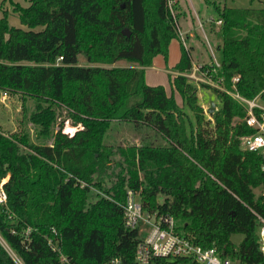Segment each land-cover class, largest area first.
I'll return each mask as SVG.
<instances>
[{"label":"trees","instance_id":"obj_1","mask_svg":"<svg viewBox=\"0 0 264 264\" xmlns=\"http://www.w3.org/2000/svg\"><path fill=\"white\" fill-rule=\"evenodd\" d=\"M26 1L0 0V7L12 5L20 24L10 25L3 10L0 91L20 96L22 123L38 126L49 143L34 144L23 130H0L6 194L0 264H18L11 253L20 264H136L142 235L124 226L128 190L143 211L172 216L176 231L195 245L243 264H264L257 235L258 217L264 219V159L240 146V137L256 133L244 121L246 111L211 87L218 108L205 119L197 88L183 75L192 66L183 46L172 67L176 75L168 74L169 94L145 82L153 58H166L171 40L179 39L166 0ZM213 9L222 38L213 79L264 103V8ZM120 61L130 65L113 66ZM60 109L81 126L73 135L62 131ZM114 123L146 133L138 145H108ZM92 188L102 195L89 198ZM235 234L242 235L237 245Z\"/></svg>","mask_w":264,"mask_h":264},{"label":"rangeland","instance_id":"obj_2","mask_svg":"<svg viewBox=\"0 0 264 264\" xmlns=\"http://www.w3.org/2000/svg\"><path fill=\"white\" fill-rule=\"evenodd\" d=\"M208 1V2H206ZM14 2L26 6L28 2L26 0H14ZM235 7V8H264V0H177L173 6L174 14L177 17V23L180 32L190 31L192 34H197L200 38H196L198 43H194L185 39L183 33V39L185 40L188 52L190 54L189 48L194 47L195 51H191L192 62L193 63H204L209 64L213 61V58L220 64L221 61V51L220 47L222 43L220 26L215 24L217 20V13L214 11L213 7ZM3 10L8 13V21L10 25L20 26L17 15L12 9V5L5 2L0 7V18L2 17ZM212 35V36H211ZM215 35V37H214ZM182 43L179 39H173L168 45L167 56L164 58L162 55H157L159 58L158 64L155 65L152 60V64L145 69V79L149 82L150 86L161 85L165 88L166 93L171 92L170 83L168 80V73L165 71L167 68L173 67L180 59ZM197 50H200L196 53ZM213 53V57L211 55ZM156 57V56H155ZM154 57V58H155ZM153 58V59H154ZM80 65H87L84 57H78ZM130 64L120 61L115 63L113 66L117 67H127ZM155 66V67H153ZM147 73V74H146ZM175 75V74H174ZM197 88L198 102L202 107L205 115V119H211L209 109L211 104H214V110L218 108V101L215 93L211 87H203L202 83L198 84L195 81L191 82ZM149 85V84H147ZM174 98L179 106H182L181 99L178 94L174 93ZM264 106L263 102H259ZM26 108L33 109L31 103H26ZM213 110V112H214ZM25 110L22 106V101L19 95L10 94L7 92L0 91V130L6 134H17L21 130L28 134L30 142L34 144L39 143H49L47 139L44 138L39 132V127L34 126L31 123H22L23 112ZM58 123L63 121L62 131L69 135H73L77 130L81 129L80 125L73 126L70 118L67 117L66 111L60 109L58 111ZM144 131V130H143ZM144 132H135L129 124L125 123H114L112 129L107 133L105 137L106 144H140L142 138L144 137ZM240 141V138H239ZM83 185V184H82ZM81 185V186H82ZM96 194L102 195L101 192L91 189L89 198L95 197ZM139 200V199H138ZM242 240V235L235 234L232 235L231 241L237 245ZM0 243L4 246L0 239ZM9 253L11 251L6 248ZM12 257L16 260L18 264L20 262L11 253ZM173 261V260H170Z\"/></svg>","mask_w":264,"mask_h":264},{"label":"built area","instance_id":"obj_3","mask_svg":"<svg viewBox=\"0 0 264 264\" xmlns=\"http://www.w3.org/2000/svg\"><path fill=\"white\" fill-rule=\"evenodd\" d=\"M176 1L166 0L167 8L173 17H176L173 9ZM215 24L220 26L221 21H215ZM178 32L182 46L188 50L179 26ZM211 55L213 57L212 52ZM218 68L220 64L215 58L209 64L192 62L191 70L183 75L190 82L195 81L227 92L244 108L246 111L244 121L247 126L255 128L256 133L240 137V146L247 152L262 155L264 159V106L259 103L257 96L247 100L235 92L226 91L219 81L213 79L212 74H216ZM236 81L235 77L233 82ZM255 110L259 111L258 115L255 114ZM260 169L264 173V161ZM5 204L6 194L0 184V205ZM121 208L124 226L129 229H138L139 234L142 235L135 251L136 264H153L154 259L168 261L183 259L187 260L188 264H243L221 256L215 248L204 249L195 245L187 236L176 231V221L172 216L143 211L140 201L131 190L126 192V200ZM258 220V247L264 263V219L258 217ZM104 264L121 263L118 259H114Z\"/></svg>","mask_w":264,"mask_h":264},{"label":"crops","instance_id":"obj_4","mask_svg":"<svg viewBox=\"0 0 264 264\" xmlns=\"http://www.w3.org/2000/svg\"><path fill=\"white\" fill-rule=\"evenodd\" d=\"M181 33H183V34H185L184 35V37H185V39H187V40H189V41H192V42H196V43H198V41H197V39L196 38H200L197 34H192L190 31H186V32H181ZM212 36V35H211ZM214 37H215V35H214ZM180 40V39H179ZM181 42V41H180ZM199 44V43H198ZM189 50H190V57H191V60H192V56H191V51H195L194 50V47L193 46H191V48H189ZM200 50H197L196 51V53H198ZM159 57L158 56H156L154 59H153V61H154V64L155 65H157L158 64V61H159V59H158ZM160 62V61H159ZM205 63V62H204ZM153 67H155V66H153ZM150 68V67H149ZM147 69L148 68H146V71H147ZM169 75L171 74V75H174V74H176L174 71H172V67L170 68V69H166L165 70ZM147 74V73H146ZM167 74V75H168ZM145 82H146V84H149V85H152V84H150L149 82H147L146 81V79H145Z\"/></svg>","mask_w":264,"mask_h":264},{"label":"water","instance_id":"obj_5","mask_svg":"<svg viewBox=\"0 0 264 264\" xmlns=\"http://www.w3.org/2000/svg\"><path fill=\"white\" fill-rule=\"evenodd\" d=\"M124 33H125V35H129V31L127 29L124 31ZM213 110H214V104L212 103L211 108L209 109V113H212Z\"/></svg>","mask_w":264,"mask_h":264}]
</instances>
